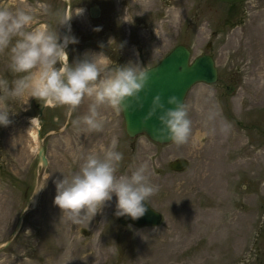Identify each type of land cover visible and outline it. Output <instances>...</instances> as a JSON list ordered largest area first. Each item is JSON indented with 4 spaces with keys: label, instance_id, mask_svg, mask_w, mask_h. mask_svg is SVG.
<instances>
[{
    "label": "rangeland",
    "instance_id": "1",
    "mask_svg": "<svg viewBox=\"0 0 264 264\" xmlns=\"http://www.w3.org/2000/svg\"><path fill=\"white\" fill-rule=\"evenodd\" d=\"M41 2L50 4L53 13L66 11L62 0ZM75 2L84 10L75 23L83 30L90 24L102 32L99 39L112 40L109 21L121 0ZM93 3L102 7L98 19L89 18L85 9ZM127 7L126 23L137 19L138 60L134 49L118 53L113 45L101 48L99 43L77 55L70 45L69 63L103 51L113 65L132 61L151 67L177 44L186 46L191 58L210 54L216 82L196 83L184 100L192 121L189 142L158 144L145 134L130 137L122 113L108 108H101L107 117L103 130L85 132L73 122L87 111L88 100L72 112L31 98L10 102L11 123L0 125V245L33 203L40 165L28 120L40 111L48 165L38 205L25 213L20 230L0 251V264H264V0H132ZM39 19L58 34L63 31L53 16ZM7 63L6 53L0 54V77L11 81ZM229 84L233 90L226 94ZM113 136L116 151L123 154L117 175L148 165L159 189L149 198L162 214L159 225L119 224L115 196L78 225L62 219L54 204V181L77 171L84 156L107 147ZM180 157L188 160L187 168L170 170L168 163Z\"/></svg>",
    "mask_w": 264,
    "mask_h": 264
},
{
    "label": "clouds",
    "instance_id": "2",
    "mask_svg": "<svg viewBox=\"0 0 264 264\" xmlns=\"http://www.w3.org/2000/svg\"><path fill=\"white\" fill-rule=\"evenodd\" d=\"M83 12L75 8L71 13L63 9L53 13L51 5L41 0L31 5L13 4L12 0L0 4V54L6 53L7 67L13 75L11 81L0 77V125L11 123L10 102L30 98L44 107L66 106L69 112L90 101L87 111L73 122L85 132L103 130L107 117L101 108L111 109L116 115L143 110L140 93L146 92L151 80L148 66L132 61L113 65L103 51L85 53L83 59L70 64L66 49L78 43L77 38L65 35L61 43L58 32L39 19L53 16L58 26L70 30L69 21ZM167 105L172 107H166L162 94L156 95L143 124L156 118L160 125L154 128L157 135L177 145L188 143L192 134L188 106L174 95L167 99ZM117 144L113 136L107 147L101 145L99 152L92 150L84 156L77 171L54 181V204L61 209L62 219L81 224L92 219L113 196L118 217L137 220L148 212L145 202L159 190L158 186L151 182L147 164L130 174L117 175L116 166L123 159V154L116 151Z\"/></svg>",
    "mask_w": 264,
    "mask_h": 264
},
{
    "label": "water",
    "instance_id": "3",
    "mask_svg": "<svg viewBox=\"0 0 264 264\" xmlns=\"http://www.w3.org/2000/svg\"><path fill=\"white\" fill-rule=\"evenodd\" d=\"M67 1V0H66ZM227 4H235L243 2L245 0H219ZM70 13L69 9L67 10ZM90 13L92 17L98 15V7L92 6L90 8ZM68 26H66L64 36L67 35ZM210 42L206 44V48L209 49ZM151 72V80L148 85L146 92H141L140 96L144 102L143 110L137 111H126L122 113L124 120L125 132L128 136L134 137L139 134H145L151 141L158 144L169 143L171 140L162 138L154 132V128L160 127L159 121L156 118H153L148 122L147 125L143 124V118L147 115L153 98L162 94L164 103L166 107H172L167 105V99L170 96H177L181 102H184L187 92L191 89L196 83H207L212 84L216 82L218 71L215 66L214 58L208 54H201L194 58H191L190 50L182 45H175L160 61L149 67ZM233 90L231 84L226 86L225 93L230 94ZM43 106V105H42ZM42 112L37 114L35 117L39 120ZM159 115V113H158ZM29 124L36 129V139H37V161L40 165V170L36 176V183L31 195V201L33 196L36 195V201L32 203L31 206L26 207L19 216L17 225L10 235V237L0 245V251L6 248L12 239L16 236L20 230L23 217L26 212L36 209L38 202L41 197L43 181L42 174L45 170V167L48 164V159L45 154L44 139L45 135L41 134V129L38 125L31 124L30 119L28 120ZM188 160L186 158H175L168 163L170 170L174 172H180L187 168ZM148 212L141 218L133 220L131 217L122 216L118 217L117 220L121 225H134L136 227H150L157 226L162 220V214L155 209L150 203L145 202ZM83 234L87 235L88 231L83 228Z\"/></svg>",
    "mask_w": 264,
    "mask_h": 264
},
{
    "label": "flooded vegetation",
    "instance_id": "4",
    "mask_svg": "<svg viewBox=\"0 0 264 264\" xmlns=\"http://www.w3.org/2000/svg\"><path fill=\"white\" fill-rule=\"evenodd\" d=\"M62 1L65 6L66 12L69 9L70 13L72 9H75L74 7L75 4H77L75 0H67V1L62 0ZM82 1L83 0H79V3H81ZM128 2H132V0H121L120 2L121 6L118 7L115 17L112 18L111 21H109L110 25L112 24L110 28L112 29V32H113V39H112L113 43L110 45H113L114 47L113 49H116L118 53H122V52L126 53L127 50L134 49L133 53L136 54V59L138 60V37L136 33L137 26L135 25V23L137 22V19L133 18L130 20V22L126 23ZM92 6L98 7V15L96 17L91 16L90 8ZM85 9L88 13L89 18L98 19L101 16L102 7L100 6V4L93 3ZM120 9L122 11H118ZM75 18L76 16H74L69 21L70 30L68 27L67 35L75 36L79 42L76 43L75 46L74 44H69L66 51L69 52L68 49L70 48V45H71L72 48H74L73 50L75 51L74 52L75 55H77L78 53L84 50H87V49L89 50L90 48H94L96 46L98 47L99 43L109 44V41L106 39L107 36L103 35L102 39L101 38L99 39V36L102 33V32L101 33L99 32L100 29L98 30V33H97V29L94 26H91L89 24V28H86L85 26L84 28L85 30H83V28H81L79 24L75 23ZM113 28L115 29V33L113 31L114 30ZM121 28L123 29V31L121 30ZM65 29H66V26H63V31L60 34H58L61 37V41H60L61 43L63 42L62 37L64 36Z\"/></svg>",
    "mask_w": 264,
    "mask_h": 264
},
{
    "label": "bare ground",
    "instance_id": "5",
    "mask_svg": "<svg viewBox=\"0 0 264 264\" xmlns=\"http://www.w3.org/2000/svg\"><path fill=\"white\" fill-rule=\"evenodd\" d=\"M31 124H35V125H38L39 126V124H38V120L36 119V118H32L31 119ZM32 137L34 138V140H37L36 139V129L32 126ZM36 201V195L34 196V199H33V203Z\"/></svg>",
    "mask_w": 264,
    "mask_h": 264
}]
</instances>
